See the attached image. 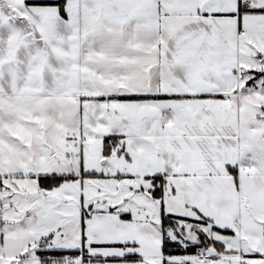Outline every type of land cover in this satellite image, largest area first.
<instances>
[{
	"label": "snow or ice",
	"instance_id": "1",
	"mask_svg": "<svg viewBox=\"0 0 264 264\" xmlns=\"http://www.w3.org/2000/svg\"><path fill=\"white\" fill-rule=\"evenodd\" d=\"M0 264H264V0H0Z\"/></svg>",
	"mask_w": 264,
	"mask_h": 264
}]
</instances>
